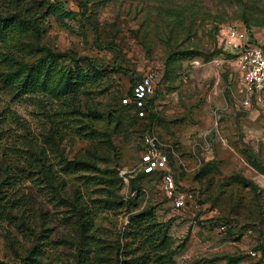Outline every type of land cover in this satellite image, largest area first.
<instances>
[{"label":"rangeland","instance_id":"obj_1","mask_svg":"<svg viewBox=\"0 0 264 264\" xmlns=\"http://www.w3.org/2000/svg\"><path fill=\"white\" fill-rule=\"evenodd\" d=\"M47 1L67 15L0 48V264H264V114L220 37L249 26L264 46V0ZM149 72L142 121L123 100ZM143 134L188 209L141 170Z\"/></svg>","mask_w":264,"mask_h":264},{"label":"built area","instance_id":"obj_2","mask_svg":"<svg viewBox=\"0 0 264 264\" xmlns=\"http://www.w3.org/2000/svg\"><path fill=\"white\" fill-rule=\"evenodd\" d=\"M221 41L234 53L235 65L242 77L243 90L240 105L251 110L257 108L264 114V46L251 42L249 32L244 28L230 25L221 31ZM157 75L146 74L133 88L132 96L126 97L125 104L134 103L139 116L146 115L148 100L157 89ZM140 167L144 174L162 173L161 184L165 194L177 211L188 209L195 202V194L180 189L171 170L170 154L158 138L151 134L143 137ZM225 226L222 230H225Z\"/></svg>","mask_w":264,"mask_h":264},{"label":"trees","instance_id":"obj_3","mask_svg":"<svg viewBox=\"0 0 264 264\" xmlns=\"http://www.w3.org/2000/svg\"><path fill=\"white\" fill-rule=\"evenodd\" d=\"M2 3H7L8 8L11 7V9L7 12H2V14H0V48H6L10 41L12 40V38L15 36V34H17V31L23 29L25 24H28L29 26L32 27V29L34 30V32L36 34L40 33L39 27H38V19H37V15L40 13H45L46 15H52L55 18L61 19L62 17L66 16V12H64L63 8L57 4V3H50L47 0H38V8L37 10H34L33 8V4L26 2V0H0ZM34 13L33 16H29L30 13ZM36 15V16H35ZM247 31L249 33H252V30L249 26H246ZM251 36V42L252 43H256L254 38H253V34L250 35ZM111 47H115L113 44L111 45ZM42 50H44L47 55H49L51 58L53 59H63L67 56H69V54L73 55V52L70 53H63V52H56L53 49L47 47V46H42L41 47ZM87 60L89 61L91 67L93 69H101L99 68V66L97 65V63L95 62L94 59L91 58H87ZM114 72H123V68H119V67H115L113 69ZM142 78H133L132 79V89L131 92L128 96H132L133 93V88L136 85V83H138ZM24 88L26 86H23ZM155 95V94H154ZM151 96V98L148 100V105L146 107V115L144 117H140L139 116V110L137 109L136 105L134 103H129L128 105H126L127 107H131L133 110H135L137 118L139 120H145L148 117L149 114V105L151 104V100L154 97ZM143 137L144 134L141 136V152H142V143H143ZM254 168L264 174V170H262L260 168L259 165L257 164H253ZM174 173V172H173ZM175 175V174H174ZM150 176H158L159 179L161 180L162 178V173L161 172H156L154 174H151ZM259 250H261L264 253V248L263 247H259Z\"/></svg>","mask_w":264,"mask_h":264}]
</instances>
